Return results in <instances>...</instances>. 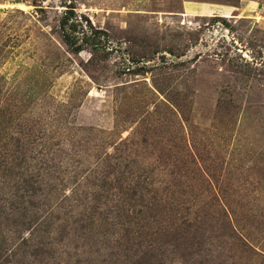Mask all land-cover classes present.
<instances>
[{"label":"rangeland","instance_id":"obj_1","mask_svg":"<svg viewBox=\"0 0 264 264\" xmlns=\"http://www.w3.org/2000/svg\"><path fill=\"white\" fill-rule=\"evenodd\" d=\"M0 264H264V0H0Z\"/></svg>","mask_w":264,"mask_h":264}]
</instances>
